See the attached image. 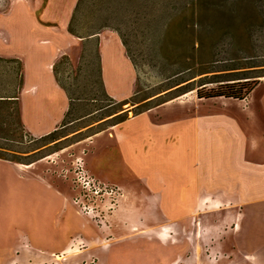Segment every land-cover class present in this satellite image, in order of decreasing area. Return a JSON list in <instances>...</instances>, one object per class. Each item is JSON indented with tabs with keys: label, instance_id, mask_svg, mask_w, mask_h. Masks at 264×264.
<instances>
[{
	"label": "rangeland",
	"instance_id": "obj_1",
	"mask_svg": "<svg viewBox=\"0 0 264 264\" xmlns=\"http://www.w3.org/2000/svg\"><path fill=\"white\" fill-rule=\"evenodd\" d=\"M54 1L59 13L66 15L75 8L69 30L82 36L105 31L121 37L137 66V94L115 102L104 95L97 55L82 56L77 65L65 57L56 72L73 100L66 120L69 125L58 134L34 141L22 128L16 102L0 100V158L26 166L39 162L29 174L42 171L52 183L71 191L73 198L77 191L70 177L74 163L81 159L93 177L122 189L121 194H111L113 199L109 195L93 199L97 217L81 216L98 229L117 233L120 226L133 224V229L140 212L144 214L143 226L134 231L143 229L147 234L149 218L152 220L156 213V234L160 233V245L171 264H264V203L246 204L239 196H202L199 201L207 204L162 222L159 219L164 211L154 212L150 203L154 198L157 202V196L132 194L131 186L140 188L143 183L123 163L114 129L176 96L182 106L219 93L234 92L243 99H233L245 100L248 90L264 81V0ZM10 3L0 0V12L7 11ZM46 3L40 0V8ZM8 73L7 64L0 61V83H7ZM186 91L190 92L182 95ZM161 116L167 118L169 113L162 111ZM163 155L168 157L169 153ZM157 172L168 176L167 169L163 174ZM17 174L0 167V210L5 213L2 222L0 217L2 260L9 257L16 241L13 229L26 223L23 218L10 219V205L24 208L26 194L33 198L32 190L42 188L29 176ZM128 206L133 209L125 219L121 212ZM254 216L258 220L251 219ZM152 253L156 260V251ZM145 257L141 264H147Z\"/></svg>",
	"mask_w": 264,
	"mask_h": 264
},
{
	"label": "crops",
	"instance_id": "obj_2",
	"mask_svg": "<svg viewBox=\"0 0 264 264\" xmlns=\"http://www.w3.org/2000/svg\"><path fill=\"white\" fill-rule=\"evenodd\" d=\"M57 7L54 0L41 8L40 0H11L8 10L0 12V61L9 72L7 83H0V100L16 102L22 128L34 141L69 125L73 100L56 72L65 57L77 65L82 56L97 55L104 95L115 102L137 94V66L121 37L115 32H73L68 23L75 8L65 15ZM179 98L114 127L123 163L143 183L140 188L132 185V194L157 196V202L154 198L150 203L154 212L164 211L162 222L207 204L199 201L202 196H239L246 204L264 203V81L245 100L212 97L182 106ZM162 111L170 117L161 116ZM178 111L181 114H175ZM38 163L26 166L0 158L1 168L42 186L32 190L33 198L26 194L24 208L10 205V219L26 223L13 229L16 241L0 264H77L90 257L99 264H141L144 255L147 264L172 263L156 234V213L149 218L147 234L134 231L143 226L140 212L133 229V224L120 226L117 233L98 229L81 216L66 187L52 183L42 171L29 174ZM164 169L169 179L157 172ZM132 209H122L125 219Z\"/></svg>",
	"mask_w": 264,
	"mask_h": 264
},
{
	"label": "built area",
	"instance_id": "obj_3",
	"mask_svg": "<svg viewBox=\"0 0 264 264\" xmlns=\"http://www.w3.org/2000/svg\"><path fill=\"white\" fill-rule=\"evenodd\" d=\"M71 174L70 178L72 179L73 186L77 191L76 196L73 198V204L79 213L85 217H89L91 219L97 217V215H95V209L97 208L96 203L93 202L94 200H97L96 198L103 195H109V199H113L111 198V194H121L122 192V189L105 184L93 177L87 171L85 164L81 161V159H78L77 162L74 163L73 172ZM81 264H97V259L92 257L85 260V262H82Z\"/></svg>",
	"mask_w": 264,
	"mask_h": 264
},
{
	"label": "trees",
	"instance_id": "obj_4",
	"mask_svg": "<svg viewBox=\"0 0 264 264\" xmlns=\"http://www.w3.org/2000/svg\"><path fill=\"white\" fill-rule=\"evenodd\" d=\"M225 17L227 18V21H228V17H227V15H226ZM248 19H250V18H248ZM248 19H245L244 22L246 23V21H247ZM254 19H255V18L252 17V20H254ZM236 81H240V80H236ZM238 83H240V82H238ZM257 84H258V83H257ZM257 84H256V85H257ZM203 86H205V85H203ZM253 89H254V88H253ZM253 89L248 90V92L246 93V95H249ZM190 91H192V90H190ZM190 91H186V92L182 93V95H183V94H186V93H188V92H190ZM218 96H225V97H228V98L243 99V98L241 97V95H238L237 93H234V92H230V93H227V94H226V93H219V94H214V95H208V96H206V97L209 98V97H218Z\"/></svg>",
	"mask_w": 264,
	"mask_h": 264
},
{
	"label": "bare ground",
	"instance_id": "obj_5",
	"mask_svg": "<svg viewBox=\"0 0 264 264\" xmlns=\"http://www.w3.org/2000/svg\"><path fill=\"white\" fill-rule=\"evenodd\" d=\"M58 260H61V258H60V259H58Z\"/></svg>",
	"mask_w": 264,
	"mask_h": 264
}]
</instances>
